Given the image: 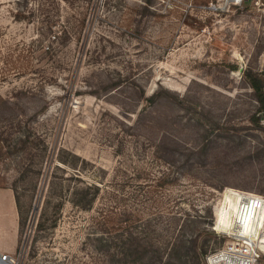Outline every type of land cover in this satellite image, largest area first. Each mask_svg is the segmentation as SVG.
<instances>
[{
  "label": "rangeland",
  "instance_id": "374dc122",
  "mask_svg": "<svg viewBox=\"0 0 264 264\" xmlns=\"http://www.w3.org/2000/svg\"><path fill=\"white\" fill-rule=\"evenodd\" d=\"M252 82L264 0H0V252L206 264L264 196Z\"/></svg>",
  "mask_w": 264,
  "mask_h": 264
},
{
  "label": "built area",
  "instance_id": "2783aa9c",
  "mask_svg": "<svg viewBox=\"0 0 264 264\" xmlns=\"http://www.w3.org/2000/svg\"><path fill=\"white\" fill-rule=\"evenodd\" d=\"M246 0H224L228 5H240ZM236 213L232 216V227L223 232L226 240L206 264H259L264 257L262 236L264 235V196L235 191ZM220 199V204L223 201ZM263 216V221L259 220ZM0 264H17V256L0 252Z\"/></svg>",
  "mask_w": 264,
  "mask_h": 264
},
{
  "label": "trees",
  "instance_id": "16d2710c",
  "mask_svg": "<svg viewBox=\"0 0 264 264\" xmlns=\"http://www.w3.org/2000/svg\"><path fill=\"white\" fill-rule=\"evenodd\" d=\"M257 96V101L259 103V108L257 112L252 116L251 121L254 125H259L261 121V116L264 115V91L259 87L256 82L251 83Z\"/></svg>",
  "mask_w": 264,
  "mask_h": 264
},
{
  "label": "bare ground",
  "instance_id": "6f19581e",
  "mask_svg": "<svg viewBox=\"0 0 264 264\" xmlns=\"http://www.w3.org/2000/svg\"><path fill=\"white\" fill-rule=\"evenodd\" d=\"M222 202H221V204L219 205V207L217 209H220V206L222 205ZM235 203H236V200H235ZM235 213H236V210H235L234 214ZM219 216H220V218H222L223 221H226V222H224V224H222L219 227L220 230H222V231H228L232 227V219L229 217V214L227 212H224L223 210H220ZM229 221H230V224H229ZM262 221H263V216H261V218L259 220V223H261ZM262 243H263L262 244V248L264 250V238L263 237H262Z\"/></svg>",
  "mask_w": 264,
  "mask_h": 264
},
{
  "label": "crops",
  "instance_id": "0c3cea01",
  "mask_svg": "<svg viewBox=\"0 0 264 264\" xmlns=\"http://www.w3.org/2000/svg\"><path fill=\"white\" fill-rule=\"evenodd\" d=\"M3 253H10V252H8V251H5V252H3Z\"/></svg>",
  "mask_w": 264,
  "mask_h": 264
}]
</instances>
